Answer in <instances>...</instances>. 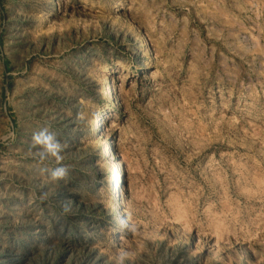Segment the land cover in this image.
Segmentation results:
<instances>
[{
	"label": "rangeland",
	"instance_id": "374dc122",
	"mask_svg": "<svg viewBox=\"0 0 264 264\" xmlns=\"http://www.w3.org/2000/svg\"><path fill=\"white\" fill-rule=\"evenodd\" d=\"M122 251L264 264V0H0V264Z\"/></svg>",
	"mask_w": 264,
	"mask_h": 264
},
{
	"label": "clouds",
	"instance_id": "9594fccd",
	"mask_svg": "<svg viewBox=\"0 0 264 264\" xmlns=\"http://www.w3.org/2000/svg\"><path fill=\"white\" fill-rule=\"evenodd\" d=\"M33 147L40 146L38 155L41 161L48 159L49 157H54L57 167L46 168L44 171L48 173V176L53 181H58L65 178L69 173V166L61 163L63 156L61 153L66 147L54 133L49 131L47 126L41 128L38 132H35L32 137ZM118 223L121 228H127L130 232H135V225H130L128 220L125 218H118ZM129 258V253L120 252L115 258V264H125L126 260Z\"/></svg>",
	"mask_w": 264,
	"mask_h": 264
},
{
	"label": "bare ground",
	"instance_id": "6f19581e",
	"mask_svg": "<svg viewBox=\"0 0 264 264\" xmlns=\"http://www.w3.org/2000/svg\"><path fill=\"white\" fill-rule=\"evenodd\" d=\"M144 36V35H143ZM143 36H140L141 38L143 37ZM145 40L146 39H143V43H145ZM140 41V42H141ZM143 43H142V45H143ZM147 44H148V42H146ZM145 46V45H144ZM149 47V46H148ZM148 49H151V47L150 48H148ZM150 52V51H149ZM151 54V53H150ZM154 55V54H153ZM150 58V57H149ZM150 60L152 61V56H151V58H150ZM153 62V61H152ZM148 65H150V62L148 63ZM147 65V66H148ZM145 67H146V65H144ZM104 75V74H103ZM102 75V76H103ZM106 75V74H105ZM103 78V77H102ZM103 83L105 84V95L107 96V98L109 99V101L110 102H114V101H117V98L118 97H116V92H115V90H114V85L110 82V80H109V78H108V76L106 75V76H104V79H103ZM117 103V102H116ZM115 104V103H114ZM109 105V104H108ZM99 123V122H98ZM98 123H96V121H94L93 123H92V131L90 132V133H95L96 131H97V129H98V127H99V124ZM104 140V139H103ZM102 142V141H101ZM103 150H104V152H106V153H109L110 151H111V147H110V145H111V141L110 140H104L103 141ZM103 154H105V153H103ZM109 155V154H108ZM118 162H119V160H118ZM122 162V161H121ZM121 164V163H120ZM118 167V166H117ZM120 170V169H119ZM123 170H121V172H122ZM120 173V172H119ZM118 177V176H117ZM120 182V181H119ZM118 187V186H117ZM117 189V188H116ZM117 195V194H116ZM122 198V197H121ZM121 203H122V201H121ZM115 209V208H114ZM116 211V213H117V211H119L120 212V217L121 218H123L124 216H122V213H121V211H120V202L119 203H117V210H115ZM118 212V213H119ZM117 225L118 226H120L119 225V223H117Z\"/></svg>",
	"mask_w": 264,
	"mask_h": 264
}]
</instances>
